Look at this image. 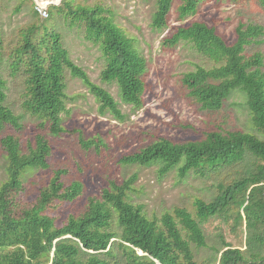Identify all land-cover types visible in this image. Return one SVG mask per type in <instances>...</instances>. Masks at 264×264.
Masks as SVG:
<instances>
[{
	"label": "trees",
	"instance_id": "obj_1",
	"mask_svg": "<svg viewBox=\"0 0 264 264\" xmlns=\"http://www.w3.org/2000/svg\"><path fill=\"white\" fill-rule=\"evenodd\" d=\"M207 1L182 0L179 18L195 16ZM260 1L264 7V0ZM31 3L35 17L44 21L23 33L11 55L12 75L23 69L26 75V112L43 120L42 126L48 125L55 136L67 132L62 126V114L66 112L67 99L65 72L69 71L99 102L101 115L125 119L113 95L94 83L71 59L62 33L48 26L57 14L65 15L72 26L83 27L86 40L101 49L107 61L101 80L117 86L124 104L143 107L147 61L103 7L61 0L59 6L49 9V17L43 18L35 2ZM173 4L174 0H156L151 23L154 30L168 28ZM263 37L264 25L241 23L235 42L229 44L216 26L194 21L175 28L162 41V47L167 49L191 43L216 64L210 69L198 67L182 79L202 109L219 111L235 92H240L245 96L255 130L227 134L209 131L203 139L187 142L160 137L141 151L122 157L123 165H158L161 175L178 169L181 178L191 172L204 177L212 173L220 176L226 168L238 167L233 180L223 179L215 185L217 194L212 201H196L195 217L180 208L173 214H164L161 224L149 219L143 206L128 200L137 181L134 175L122 183L113 182L112 188L104 189L102 198L92 200L79 216L59 220L49 212L60 204L75 202L84 191L80 182H63L66 171L62 169L53 172L49 185L40 190L34 203L22 206L16 202L15 194L22 190L23 178L50 168L52 147L47 136L38 133L35 145L25 152L19 134L7 133L0 140L8 160V181L0 187V264H198L192 245L207 246L203 225L215 217L222 219V230L235 235L243 246L233 245L219 233L220 246L212 247L215 253L206 264H264V53L246 54L247 48L260 44ZM4 43L0 25V61ZM21 121L22 116L7 106V81L0 74V133L8 128L20 133L24 128ZM80 142L85 149L94 145L101 151L104 147L100 140ZM114 224L121 233L114 230Z\"/></svg>",
	"mask_w": 264,
	"mask_h": 264
},
{
	"label": "rangeland",
	"instance_id": "obj_2",
	"mask_svg": "<svg viewBox=\"0 0 264 264\" xmlns=\"http://www.w3.org/2000/svg\"><path fill=\"white\" fill-rule=\"evenodd\" d=\"M74 1L83 6L103 7L106 15L114 19L145 57L147 72L144 76V105L136 109L122 102L117 86L101 80V73L107 65L101 49L86 40L83 27L72 26L65 15L57 14L48 26L62 33L71 59L89 74L94 83L113 95L125 119L120 121L111 114L101 115L100 104L89 89L66 71L67 99L62 126L67 132L58 136L50 133L48 125L42 126L43 120L32 116L23 107L28 93L24 69L16 76L12 75L11 69V55L22 40L23 33L44 20L35 17L31 1L23 3L22 0H0V25L5 40L0 74L7 81V106L15 114L22 116L21 122L24 125L20 133L12 128L6 129L4 133H0V140L7 133L19 134L26 152L29 146L35 145L36 135L43 133L52 147L50 168L27 174L23 178L22 190L15 194L16 202L22 206L34 203L40 190L49 185L53 172L65 170L63 182L67 185L80 182L84 188L78 200L60 204L49 212L52 217L67 220L71 215L79 216L85 212L92 200H100L103 190L111 189L113 182L122 183L136 175L137 181L129 192L128 200L134 205L143 206L149 219L161 224L164 214H173L180 208L187 209L195 217L196 201H212L217 194L215 185L223 179L227 182L233 180L238 167L226 168L220 176L212 173L204 177L200 173L191 172L187 177L181 178L178 169L161 175L158 165L149 168L123 165L120 160L126 154L139 152L155 143L160 137L174 142H187L201 140L209 131H221L225 134L255 131L242 93L235 92L221 110L208 111L202 109L183 86L184 74L198 67L213 68L216 66L213 61L200 54L191 43L182 42L174 49H167L162 47V41L174 33L175 28L201 21L209 26H216L218 33L232 44L236 40L239 24L264 25V7L261 1L209 0L201 5L195 16L181 20L178 8L182 0H174L169 26L161 32L151 26L156 0ZM262 39L260 44L247 48L248 56L257 52L264 53V37ZM81 139L85 142L100 140L104 147L101 151L94 145L91 149H85L81 145ZM7 162L0 142V187L8 181ZM221 220L211 218L203 225L207 238L206 247L197 248L192 245L198 264H206V260L215 253L212 247L220 246L217 240L219 233L225 235L226 241L233 245H241L235 235L222 230L225 225ZM115 224L114 230L121 233V229ZM243 238L245 240V235Z\"/></svg>",
	"mask_w": 264,
	"mask_h": 264
},
{
	"label": "built area",
	"instance_id": "obj_3",
	"mask_svg": "<svg viewBox=\"0 0 264 264\" xmlns=\"http://www.w3.org/2000/svg\"><path fill=\"white\" fill-rule=\"evenodd\" d=\"M35 2V9L39 13V15L43 18L49 17V9L52 6H59L61 4V0H27Z\"/></svg>",
	"mask_w": 264,
	"mask_h": 264
}]
</instances>
